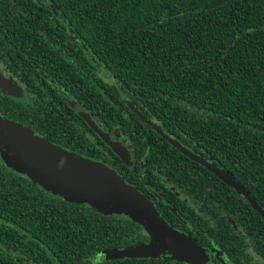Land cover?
<instances>
[{
    "label": "trees",
    "instance_id": "16d2710c",
    "mask_svg": "<svg viewBox=\"0 0 264 264\" xmlns=\"http://www.w3.org/2000/svg\"><path fill=\"white\" fill-rule=\"evenodd\" d=\"M60 20L64 26L53 25ZM43 35L52 43L34 50L61 55L49 60L53 67L61 64V70L77 73L88 55L92 64L87 68L110 72L117 89L139 111L128 108L123 115L109 99L99 97L98 107L105 112L101 120L126 137L133 151H140L137 157L147 150V163L166 175L185 163L202 168L209 180H219L217 190L229 195L231 201L216 197L227 213L235 214L241 206L256 216L252 223L242 220L248 228L253 223L264 226L233 185L213 178L173 144L191 146L228 170L264 208V0H0L1 57L10 50L12 37L22 39L21 47L6 61L26 60L31 53L27 45ZM56 38L60 41L54 42ZM60 46L61 54L60 48L53 49ZM69 48L77 60L68 56ZM54 61H59L56 66ZM66 86L73 87L76 100L87 99L75 83ZM60 99L55 89L48 90L30 105L15 102L17 114L7 115L21 122L34 115L45 131L41 136L61 147ZM142 118L158 120L175 139L162 137L148 144L153 130L148 132ZM139 167L136 162L135 170ZM201 180L206 178L201 175ZM219 204H211L210 212H217ZM116 214L64 199L7 165L0 154V264H163L137 258L93 260L97 251L146 238L137 221ZM261 236L263 243L257 244L264 258Z\"/></svg>",
    "mask_w": 264,
    "mask_h": 264
},
{
    "label": "flooded vegetation",
    "instance_id": "af4514ba",
    "mask_svg": "<svg viewBox=\"0 0 264 264\" xmlns=\"http://www.w3.org/2000/svg\"><path fill=\"white\" fill-rule=\"evenodd\" d=\"M35 24L36 22L34 25ZM53 25L61 27V25H65V22L60 20L54 22ZM41 28H44V26ZM18 34L19 33L14 32L11 35ZM41 34H43V31H41ZM49 40V38L43 35L42 38L38 40L35 39V42H31L30 45L28 44L26 49L31 51V53L28 54L26 60L22 59L19 62H9L6 61V59L9 58L11 60L10 54L18 52L17 48L21 47L19 42L22 41V39L18 40V38L10 37L8 40L12 41L7 46V49L10 50L8 52L5 51V55L2 57L0 55V74L4 78L3 83H0V116L13 120V118L8 117L7 113L9 115L17 114L14 108L15 102H23L25 105H30L33 98H38L40 93L55 89L60 97H62V99H60L61 106L58 110L61 119V129L58 128V131L61 133V147L66 151L77 153L89 159H92L94 156H99L101 159L95 161H104L122 172L125 171L126 175L133 180L125 181L133 187L136 186L137 188H135L153 203L163 221L178 233L183 240L196 249L194 250L191 248L195 252L189 250L188 253L192 255H188L184 250L169 245L166 240L162 241L161 239L153 237L144 225L138 223L141 226V234L146 237L142 242L123 248H110L97 251L93 256V260L137 258L143 263L147 260H156L155 263L163 262V264H200L192 259V257L195 256L194 254H197L200 256L202 255L204 264H264V258L257 244L258 242L263 243L261 235L264 233V226H261L259 229L256 224L253 223L252 227L248 228L247 225L242 222V220L249 218V222L252 223V221L256 220L255 214L253 212H245L241 206L238 207L239 212L235 214L227 213L223 201L217 200L216 197L224 198V201H231L229 195L221 191L219 192L217 190V184H220L219 180H209V173L203 171L202 168L198 169L194 165L185 163L179 166V171L171 172L166 175L161 173L152 163H147L149 161L147 158V150L144 151L143 155L137 157L136 155L140 153V151H133L131 145L126 141V137L121 136L109 127L107 121L104 123L103 120H101L105 112H103V108L98 107L97 99L99 97H106L109 99L110 103L113 106H117L119 112L123 115L129 114L128 108L135 112L137 110V108L124 97L125 95L117 89L110 72L102 67L92 68L89 66V68H87V64H92V56L90 57L88 55V58L86 57V65H82L80 71H77V73L61 70V64L58 65V67H53V65L49 63V60L52 58L60 59L61 55L58 54L59 57H50V55H48L49 52L44 53L41 47L34 50L36 45L52 43ZM53 40L54 42L60 41L58 38ZM56 48H60L61 54V46L54 47L53 49L56 50ZM69 51L71 53L68 54V56L71 57V60H77L75 51L71 48H69ZM62 56L66 55L63 54ZM58 62L54 61V66H56L55 64ZM21 65L25 67H20ZM76 76H78V78H76ZM67 83H75V89L80 92L83 90L86 93L85 97L87 99L85 101L76 100L71 91L73 87H67ZM106 85H109V91H106ZM7 88H9L10 91H8ZM115 99H117V101H115ZM62 103L67 104L74 111V114L67 105L65 106ZM122 103H124L125 106L123 105L120 107ZM7 106L9 108H7ZM83 114L91 119L103 133H106L110 140L119 141L126 147L130 156L128 161L122 160L111 149L104 139H102L89 125L87 118L84 117ZM142 120H144L145 125L147 124L149 127V133L153 130V133H151L153 134L152 138L147 137L148 144L154 141H161L162 137L175 139V135L172 134L167 127L161 126L158 120H149L147 118H142ZM14 121L29 127L34 134L38 136H41V133L45 134L42 123H35L36 118L34 115L25 119L24 122H21L19 119ZM26 122H29L31 126ZM65 132L68 133V136ZM82 135H84V137ZM41 137L45 138L44 135ZM82 138L83 141H81ZM182 147L186 148L191 154L190 156L187 155L188 158L212 172L213 178L221 179L222 182L228 184V182L223 180L214 171L192 156L213 164L218 169L227 171V173H229L228 170L217 166L191 146ZM110 150L115 156L111 154ZM136 162L140 164L139 170H135ZM201 175L206 178V180H201ZM134 183H136V185ZM232 187L241 195V201H243V199L247 201L264 220V208L255 201L262 210V212H260L251 203L244 192L238 191L234 186ZM246 192L251 196L248 191ZM216 202L220 203L218 205V211L210 212L209 206ZM116 215L132 220L129 215L124 213H117ZM215 219L219 220L215 222ZM228 233L234 236L229 237L227 236ZM136 246L147 247L150 248L151 251L147 255L139 257L106 258V252ZM181 247L182 249L185 248L183 245ZM186 258H188L187 260H190V262L181 260Z\"/></svg>",
    "mask_w": 264,
    "mask_h": 264
},
{
    "label": "water",
    "instance_id": "95a60500",
    "mask_svg": "<svg viewBox=\"0 0 264 264\" xmlns=\"http://www.w3.org/2000/svg\"><path fill=\"white\" fill-rule=\"evenodd\" d=\"M3 80L0 74V83H3ZM7 89L10 91L9 88ZM83 116L86 117L84 114ZM86 118L89 125L111 149L122 160L128 161L130 156L126 147L119 141L110 140L108 135L103 133L91 119ZM173 144L184 154L191 155L177 142L173 141ZM0 154L7 165L17 172L26 174L43 188L63 196L64 199L88 203L101 212L127 214L134 221L144 225L153 237L162 241L166 240L169 245L181 250H196L163 221L149 199L127 183L115 170L102 162L66 151L35 135L29 127L1 116ZM192 157L233 185L238 191L244 192L251 203L262 212L255 200L247 194L233 176L213 164L195 156ZM182 245L185 248L182 249ZM150 251V248L142 246L128 247L106 252V258L139 257L147 255ZM187 259L181 260L190 262Z\"/></svg>",
    "mask_w": 264,
    "mask_h": 264
},
{
    "label": "rangeland",
    "instance_id": "374dc122",
    "mask_svg": "<svg viewBox=\"0 0 264 264\" xmlns=\"http://www.w3.org/2000/svg\"><path fill=\"white\" fill-rule=\"evenodd\" d=\"M24 175H26V174H24ZM169 250L172 251L171 249H169ZM184 251L188 255H192V254L188 253V251H186V250H184ZM194 255L195 256L192 257L193 261H196V263H200V264L202 263V264H204V262H203L204 259H203L202 255L201 256L200 255H197V254H194Z\"/></svg>",
    "mask_w": 264,
    "mask_h": 264
}]
</instances>
